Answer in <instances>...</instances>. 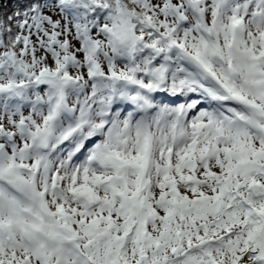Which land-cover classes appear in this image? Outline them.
<instances>
[{"label": "snow or ice", "instance_id": "snow-or-ice-1", "mask_svg": "<svg viewBox=\"0 0 264 264\" xmlns=\"http://www.w3.org/2000/svg\"><path fill=\"white\" fill-rule=\"evenodd\" d=\"M0 264H264V0H0Z\"/></svg>", "mask_w": 264, "mask_h": 264}]
</instances>
